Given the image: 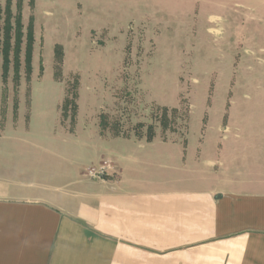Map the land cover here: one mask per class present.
Segmentation results:
<instances>
[{"label":"rangeland","instance_id":"rangeland-1","mask_svg":"<svg viewBox=\"0 0 264 264\" xmlns=\"http://www.w3.org/2000/svg\"><path fill=\"white\" fill-rule=\"evenodd\" d=\"M44 125L264 170V0H0V135Z\"/></svg>","mask_w":264,"mask_h":264},{"label":"crops","instance_id":"crops-1","mask_svg":"<svg viewBox=\"0 0 264 264\" xmlns=\"http://www.w3.org/2000/svg\"><path fill=\"white\" fill-rule=\"evenodd\" d=\"M44 127L0 135V264H264L261 166L166 169L132 141ZM103 151L114 173L86 176Z\"/></svg>","mask_w":264,"mask_h":264},{"label":"built area","instance_id":"built-area-1","mask_svg":"<svg viewBox=\"0 0 264 264\" xmlns=\"http://www.w3.org/2000/svg\"><path fill=\"white\" fill-rule=\"evenodd\" d=\"M114 173L112 163L110 161L104 162V164L96 167L87 168L85 175L94 179H103Z\"/></svg>","mask_w":264,"mask_h":264},{"label":"trees","instance_id":"trees-1","mask_svg":"<svg viewBox=\"0 0 264 264\" xmlns=\"http://www.w3.org/2000/svg\"><path fill=\"white\" fill-rule=\"evenodd\" d=\"M18 27H19V25H18ZM17 32L19 33V29L17 30ZM18 36H19V35L16 36V42H17V43H18V41H19L18 38H17ZM16 69H17V64L15 65V70H16Z\"/></svg>","mask_w":264,"mask_h":264}]
</instances>
